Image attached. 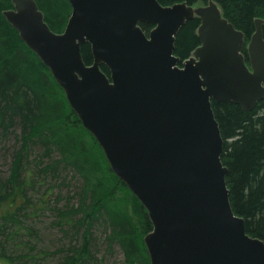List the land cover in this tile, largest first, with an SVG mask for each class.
<instances>
[{
    "label": "water",
    "instance_id": "1",
    "mask_svg": "<svg viewBox=\"0 0 264 264\" xmlns=\"http://www.w3.org/2000/svg\"><path fill=\"white\" fill-rule=\"evenodd\" d=\"M68 1L63 33L51 30L36 0H12L4 15L147 210L151 264H264V241L247 233L231 204L212 104L251 111L264 99V20L255 21L247 63L245 34L213 0L198 9L158 0ZM196 17L201 45L182 61L176 38ZM143 23L153 28L147 33Z\"/></svg>",
    "mask_w": 264,
    "mask_h": 264
},
{
    "label": "trees",
    "instance_id": "2",
    "mask_svg": "<svg viewBox=\"0 0 264 264\" xmlns=\"http://www.w3.org/2000/svg\"><path fill=\"white\" fill-rule=\"evenodd\" d=\"M158 1L164 6L182 2L194 6L210 0ZM214 1L224 17L245 34L244 53L248 58L247 46L256 31L255 20H264V0ZM36 2L51 30L64 32L72 14L69 1ZM11 9L12 0H0V133L6 137L14 128L23 144L12 161L9 176L0 178V236L7 235L9 226L17 223L33 204L28 188L34 184L35 174L28 169V156L31 146L39 147L37 164L43 167L42 175L50 176V171L63 167L73 173L79 185L75 206L57 209L59 224L74 225L71 230L75 229L78 236L82 234L79 246H69L60 264L91 263L94 225L105 232L109 246L120 245L126 264H151L144 241L153 230L148 212L113 172L103 149L83 126L51 70L8 22L4 13ZM200 24V19L194 18L179 31L175 54L182 61L201 44ZM141 27L147 33L152 29L145 23ZM82 55L87 65L93 64L90 44L82 46ZM101 68L110 76L106 65ZM212 104L225 142L222 161L227 168L233 210L245 219L247 233L264 241V99L251 111L235 103ZM45 158L52 160L49 165L44 166ZM14 261L0 252V264Z\"/></svg>",
    "mask_w": 264,
    "mask_h": 264
},
{
    "label": "rangeland",
    "instance_id": "3",
    "mask_svg": "<svg viewBox=\"0 0 264 264\" xmlns=\"http://www.w3.org/2000/svg\"><path fill=\"white\" fill-rule=\"evenodd\" d=\"M207 5L208 3H201L196 7ZM22 144L20 133L14 131V128L6 137L0 133V178L9 176L12 161ZM40 153L39 147L31 146L28 156V169L35 174L34 184L28 188V196L33 204L28 207L27 213L20 215L17 223L9 226L7 235L0 236V243L3 244L0 245V252L16 259L13 264H60L68 254L69 246H79L82 239L81 233L78 236L74 233L75 229L71 230L74 225L62 227L59 224L57 212V209L75 206L78 181L74 179L72 172L63 167L50 171V176L42 175L40 170L43 167L37 164ZM51 161L45 158L44 166ZM80 217L75 216V219ZM13 233V237H8ZM92 234L95 241L90 264H126L120 245L114 243L109 246L101 227L94 225Z\"/></svg>",
    "mask_w": 264,
    "mask_h": 264
},
{
    "label": "bare ground",
    "instance_id": "4",
    "mask_svg": "<svg viewBox=\"0 0 264 264\" xmlns=\"http://www.w3.org/2000/svg\"><path fill=\"white\" fill-rule=\"evenodd\" d=\"M256 20H257V19H256ZM256 20H255V21H256Z\"/></svg>",
    "mask_w": 264,
    "mask_h": 264
}]
</instances>
